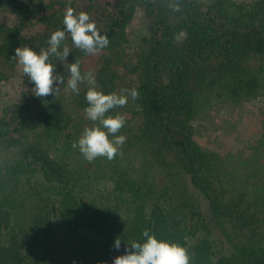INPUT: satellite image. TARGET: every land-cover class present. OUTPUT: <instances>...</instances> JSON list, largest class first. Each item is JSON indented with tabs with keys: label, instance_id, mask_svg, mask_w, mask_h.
Segmentation results:
<instances>
[{
	"label": "trees",
	"instance_id": "obj_1",
	"mask_svg": "<svg viewBox=\"0 0 264 264\" xmlns=\"http://www.w3.org/2000/svg\"><path fill=\"white\" fill-rule=\"evenodd\" d=\"M63 5L39 0L32 8L22 0H0L1 7H11L18 15V23L0 25V63L11 62L17 47L28 45L37 52L48 47L45 35L24 34L27 25L66 31ZM167 5L168 0H114L105 26L97 27L109 44L100 49L107 55L97 71L96 87L113 92L121 67L137 76L140 114L126 141L129 147L136 145V154L147 146L152 160L150 166L141 162L111 176L118 190L129 193L123 239L126 245L143 243L142 233L148 229L158 239L185 247L190 264H264V217L252 209L250 200L226 195L221 159L199 145L192 125L194 76L212 60L215 74L234 96H250L261 83L264 0H180L179 12ZM138 8L148 34L129 62L126 29ZM66 39L73 45L67 32ZM81 52L74 46L68 59L73 62ZM34 87L29 84L0 118V264H56L52 255L38 252L51 234L55 212L71 235L104 236L111 225L102 205L73 191L67 164L49 150V135L62 132L72 120L59 92L40 98ZM86 91L81 93L83 109L88 106ZM147 168H154L153 173ZM35 173L55 188L58 199L40 194L26 200L21 180ZM19 213L15 234L5 237ZM108 246H99L88 257L73 256L68 264H111L119 253Z\"/></svg>",
	"mask_w": 264,
	"mask_h": 264
},
{
	"label": "rangeland",
	"instance_id": "obj_2",
	"mask_svg": "<svg viewBox=\"0 0 264 264\" xmlns=\"http://www.w3.org/2000/svg\"><path fill=\"white\" fill-rule=\"evenodd\" d=\"M22 1L34 8L39 0ZM42 1L57 7L64 4L66 8L70 4L76 13L87 11L97 27H104L114 11V0ZM17 20L18 15L13 8L0 6V25L12 26L18 23ZM126 30L128 42L124 44V52L125 58L130 62L133 60V52L144 45V37L148 34L147 23L141 9L138 8ZM53 32L52 28L41 24H30L24 29V34L27 36L39 33L45 35L47 39H50ZM65 44L70 51L73 50L74 46L67 39L62 42L61 48ZM105 55L107 52L100 49L94 54L81 52L73 57V62L79 61L82 75L92 72L96 78ZM71 59L67 57L69 63H72ZM51 62L54 64L55 75L64 80L63 85L59 86L61 89L59 94L72 120L62 132L49 135L51 140L50 143L47 141L49 150L53 157L67 164L73 191L82 198L95 199L100 206L102 205L110 215L111 225L104 236L93 233L71 235L67 232L58 212H55L51 234L43 241L38 252L52 255L56 264H68L69 258L73 256L88 257L99 246L109 245L110 251L114 254H123V249L125 250L127 246L123 239V230L130 216L129 193L118 190L111 176L115 178L120 172H124L123 169L131 170L133 167H138L141 162L148 166L152 165L150 150L147 146H143L140 153L136 154V145L129 147V141H125L113 160L99 157L92 162L87 161L78 147H72L73 142L78 141L85 126H91L93 123L80 107L81 93L87 89V85L84 83L79 85V95L73 93L67 87L70 77L67 63L64 66L56 59ZM259 62L257 61L258 64ZM213 64L214 60L211 66H206L201 74L195 73L197 75L194 76L192 93L195 99V115L192 120L194 138L204 150L216 152L220 157L224 172L220 178L224 180L226 195H238L250 200L252 209L264 217V73L260 74L261 83L256 85L250 96L243 94L234 96L227 90L228 83L215 74L212 69ZM119 72L113 92L120 93L122 89L136 88L137 76L134 73L123 67ZM31 83L30 78L23 74L22 66L18 64L16 58L11 62L0 63V118L7 107L20 100ZM117 112L125 117V124L117 135H124L128 140L134 132L140 114L137 99L133 100L128 96L125 107L111 110L108 114ZM8 152L11 151L3 153ZM146 170L153 173L154 168ZM21 191H24L27 201L40 194H50L58 199L55 188H50L38 173L22 178ZM26 214L27 212L23 217ZM21 218L20 213L16 215L15 225L8 228L4 233L5 237L15 234L16 224ZM118 236L121 239V246L117 250L114 243Z\"/></svg>",
	"mask_w": 264,
	"mask_h": 264
},
{
	"label": "clouds",
	"instance_id": "obj_3",
	"mask_svg": "<svg viewBox=\"0 0 264 264\" xmlns=\"http://www.w3.org/2000/svg\"><path fill=\"white\" fill-rule=\"evenodd\" d=\"M167 6L173 12L182 10L180 0H168ZM63 24L66 31H54L46 49L41 48L37 52L28 45L20 46L15 49L14 58L22 66L23 74L27 75L35 85L34 95L40 98L48 95L55 96L61 91L59 86L64 83L62 77L58 78L55 75L54 64L50 57H54L64 66L67 63L70 73L67 87L79 95V85L82 83L87 85L85 99L88 106L84 112L93 122L91 126H85L78 141H74L72 147H78L83 157L89 162L99 157L113 160L126 141L124 135H117L125 124V117L118 112L112 115L108 113L116 108L125 107L128 96L136 100L140 94L136 88L122 89L120 93H104L96 87V79L92 72L82 75L78 60L72 63L67 61L70 49L66 44L61 48L62 42L66 39V32L70 34L76 48L89 54H94L109 44L108 37L100 34L96 23L87 11L76 13L69 4L63 14ZM142 235L145 238L143 243L137 241L127 243L124 253L115 256L111 264H190L188 252L181 244L158 239L148 229H145ZM120 246L121 239L118 236L114 247L118 250Z\"/></svg>",
	"mask_w": 264,
	"mask_h": 264
}]
</instances>
